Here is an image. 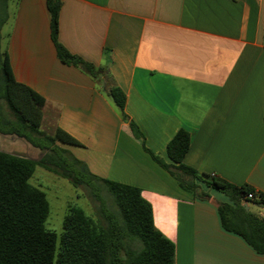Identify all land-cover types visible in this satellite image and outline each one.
Wrapping results in <instances>:
<instances>
[{"label": "crops", "instance_id": "0c3cea01", "mask_svg": "<svg viewBox=\"0 0 264 264\" xmlns=\"http://www.w3.org/2000/svg\"><path fill=\"white\" fill-rule=\"evenodd\" d=\"M60 1L58 42L122 90L123 113L150 152L169 163L166 144L184 129L186 166L264 195V0ZM5 26L12 75L44 99L42 121L80 143L92 173L140 189L174 264H264L223 229L225 195L183 190L100 81L57 58L45 0H11Z\"/></svg>", "mask_w": 264, "mask_h": 264}, {"label": "trees", "instance_id": "16d2710c", "mask_svg": "<svg viewBox=\"0 0 264 264\" xmlns=\"http://www.w3.org/2000/svg\"><path fill=\"white\" fill-rule=\"evenodd\" d=\"M10 1L0 0V134L19 138L43 153L35 160L0 151V264H174V244L154 227L151 206L140 189L92 173L84 162L56 145L57 141L81 146L64 131L57 128L53 135H47L39 129L45 101L15 81L7 51L2 48L1 30L9 18ZM45 6L57 58L67 65L79 66L100 81L101 69L70 54L58 42L61 1L45 0ZM100 83L151 159L195 197H208L200 191V184L225 195L228 202L217 207L223 229L242 237L256 253L264 254V216L246 211L243 203L264 206V195L256 194L248 184L234 185L186 166L183 158L190 146V135L184 129H179L166 144L170 162H164L144 146L141 131L123 113L122 90ZM36 167L68 180L74 187H86L97 203L95 219L83 209L70 206L60 234L48 230L46 194L29 183ZM102 191L109 200L101 197ZM249 194L253 199H246Z\"/></svg>", "mask_w": 264, "mask_h": 264}, {"label": "rangeland", "instance_id": "374dc122", "mask_svg": "<svg viewBox=\"0 0 264 264\" xmlns=\"http://www.w3.org/2000/svg\"><path fill=\"white\" fill-rule=\"evenodd\" d=\"M5 29L6 26L1 30V34L4 33L3 31H5ZM99 79L106 88L110 85V80L105 73H99ZM39 129L43 132V134H54V126L49 119L45 118L41 122ZM55 143L59 147L68 151L77 159L85 156V154L82 153L81 150L76 149L74 146L63 144L57 141ZM25 146L30 147V149L27 148L26 150V148H24ZM0 150H4L3 152H11L14 154H25V156L33 158L35 160L39 159V157L43 153L41 150L31 147L19 138L9 135L4 136L1 134ZM29 183L45 192L47 201L49 203V214L45 221V227L48 230L55 232L57 235H59L62 231L63 219L68 213V208L70 206H75L83 209V211L88 216L95 219V206L97 205V203L89 196L86 187H74L69 183L68 180L50 173L40 167H36L33 175L29 179ZM101 197L105 200H109V195L105 191L101 192ZM247 205L248 210L251 213L258 214L259 209L257 207H255L253 204Z\"/></svg>", "mask_w": 264, "mask_h": 264}, {"label": "water", "instance_id": "95a60500", "mask_svg": "<svg viewBox=\"0 0 264 264\" xmlns=\"http://www.w3.org/2000/svg\"><path fill=\"white\" fill-rule=\"evenodd\" d=\"M244 209H245L246 211H248V205H247V204L244 205ZM261 214H262V216H264V207H262Z\"/></svg>", "mask_w": 264, "mask_h": 264}, {"label": "built area", "instance_id": "2783aa9c", "mask_svg": "<svg viewBox=\"0 0 264 264\" xmlns=\"http://www.w3.org/2000/svg\"><path fill=\"white\" fill-rule=\"evenodd\" d=\"M212 176V175H211ZM258 192H256V194H257ZM246 199H253V196L251 195V194H249V195H246ZM244 203V205L245 204H247L245 201L243 202Z\"/></svg>", "mask_w": 264, "mask_h": 264}]
</instances>
